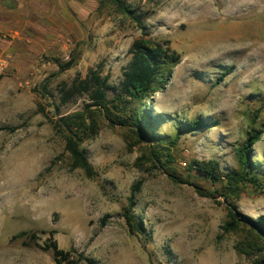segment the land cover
<instances>
[{
  "label": "rangeland",
  "instance_id": "rangeland-1",
  "mask_svg": "<svg viewBox=\"0 0 264 264\" xmlns=\"http://www.w3.org/2000/svg\"><path fill=\"white\" fill-rule=\"evenodd\" d=\"M56 3L40 34L0 29V264H54L39 247L49 231L59 249L82 257L79 264H253L255 255L238 253L246 234L222 227L226 209L250 221L264 217V195L243 187L225 199L222 181L213 184L189 165L215 159L222 174L237 170L235 148L255 127L262 132L251 159L264 169V0ZM138 39L179 56L141 104L153 135L176 138L163 166L149 161L148 138L112 122L128 121L118 97ZM90 70L107 77L106 110L86 93L62 103L61 91ZM82 112L81 132L62 127L64 117ZM197 120L212 127L180 130ZM73 133L91 178L70 168L65 146ZM22 171L21 184L12 178ZM125 211L142 234H128Z\"/></svg>",
  "mask_w": 264,
  "mask_h": 264
},
{
  "label": "trees",
  "instance_id": "trees-1",
  "mask_svg": "<svg viewBox=\"0 0 264 264\" xmlns=\"http://www.w3.org/2000/svg\"><path fill=\"white\" fill-rule=\"evenodd\" d=\"M120 8L122 14L128 17L133 16L130 7H125L120 3ZM129 52L131 58L123 71V79L121 82L124 95L118 97L120 104L123 106L126 105L129 108L128 121L119 117L117 121L112 122L119 123L121 126H134V134L142 133L139 135V138L142 140L148 138L151 144L147 146L149 161L153 164L158 163L163 166L164 160H166L165 158H171L170 150L167 146L170 144L174 145L176 138L170 143L153 135L149 131L150 124L144 118V111L141 108V104L149 100L157 92L160 85L165 83L171 68L179 63V56L171 52L168 48H163L160 44L145 39L135 40ZM71 66L69 63L66 67L69 68ZM228 74L225 73L222 75L218 79V83ZM106 91L107 77H101L99 74L90 70L86 79L74 82L69 89L61 91V100L62 103H65L71 100L74 95L86 93L96 106L106 110ZM85 119L84 112L66 116L62 119V127L68 129V131L75 128V132L79 133L85 125ZM94 126V121H91V127ZM210 126L212 127L211 123L197 120L191 122L183 130H180L195 132ZM178 132L179 130L177 131L176 137L179 136ZM261 132V130L255 127H250L246 133L244 143L235 148L238 163L237 170L222 174L220 163L215 159L193 160L190 162L189 168L201 174L213 184L222 181L223 192L221 196L225 199L236 196L243 187H249L257 195H264V169H260L259 167L255 169V165L251 159L252 147L260 140ZM76 136L73 133V135L66 137L65 151L68 153L70 168L72 170H81L86 177L91 178L94 175L93 169L80 150V142ZM139 191L140 183L131 186V193L128 199L130 207L134 206L133 198ZM226 210L227 220L222 227L223 232L225 234L236 233L238 231L244 232L246 238H244L243 242L239 243L238 253L242 255H255L253 264H264V217H260L256 221H250L233 212L231 209ZM125 224L129 235L134 236L136 233H143L141 225L137 222L134 215L128 213V211L125 213ZM25 235L27 233H21L19 236ZM53 235V231L47 232L46 241L39 247L42 251L51 253L54 264H79L83 260L81 256L75 257L70 251L59 249L57 242L53 239Z\"/></svg>",
  "mask_w": 264,
  "mask_h": 264
},
{
  "label": "crops",
  "instance_id": "crops-1",
  "mask_svg": "<svg viewBox=\"0 0 264 264\" xmlns=\"http://www.w3.org/2000/svg\"><path fill=\"white\" fill-rule=\"evenodd\" d=\"M56 2L57 0H0V29L12 30L14 33L18 30H32L40 34L47 28L50 21L48 16H55Z\"/></svg>",
  "mask_w": 264,
  "mask_h": 264
},
{
  "label": "bare ground",
  "instance_id": "bare-ground-1",
  "mask_svg": "<svg viewBox=\"0 0 264 264\" xmlns=\"http://www.w3.org/2000/svg\"><path fill=\"white\" fill-rule=\"evenodd\" d=\"M249 1V0H248ZM27 177H28V174L26 173V172H24V171H22L20 174H19V176H18V178H17V175H14V177L12 178V179H14L15 181H16V179H17V181L19 182V183H24L26 180H27ZM16 178V179H15ZM16 181V182H17ZM20 185V184H19ZM18 190V189H17ZM12 193L14 192V187L12 188V191H11Z\"/></svg>",
  "mask_w": 264,
  "mask_h": 264
}]
</instances>
